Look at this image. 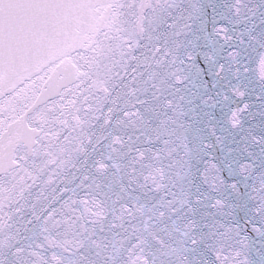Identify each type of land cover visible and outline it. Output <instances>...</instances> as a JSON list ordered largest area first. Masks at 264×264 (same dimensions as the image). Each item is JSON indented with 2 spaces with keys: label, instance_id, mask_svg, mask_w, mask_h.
<instances>
[{
  "label": "snow or ice",
  "instance_id": "1",
  "mask_svg": "<svg viewBox=\"0 0 264 264\" xmlns=\"http://www.w3.org/2000/svg\"><path fill=\"white\" fill-rule=\"evenodd\" d=\"M5 7L0 0V53L13 41L41 49L55 43L71 4L18 0L15 20ZM165 11L151 62L139 66L142 108L134 106V119L114 122L111 165H94L123 175L101 184L85 173L77 187L106 188L105 197L118 188L110 227L138 214L151 230L145 243L150 237L161 246L154 264H264V0H166ZM58 195L76 203L75 187ZM105 207L95 199L90 211L100 219L93 223L102 225ZM96 255L102 260L93 264H135Z\"/></svg>",
  "mask_w": 264,
  "mask_h": 264
},
{
  "label": "water",
  "instance_id": "2",
  "mask_svg": "<svg viewBox=\"0 0 264 264\" xmlns=\"http://www.w3.org/2000/svg\"><path fill=\"white\" fill-rule=\"evenodd\" d=\"M69 2L55 43L41 49L13 41L0 53V264H93L102 260L97 251L154 264L161 246L150 237L145 243L151 230L143 229L138 214L110 227V210L120 207L114 203L118 188L105 197L106 188L77 185L85 173L101 184L123 175L94 165H111L106 157L108 135L118 130L114 122L134 119V106L142 108L139 66L151 62L156 37L166 30V0ZM4 3L6 17L15 20L18 0ZM65 186L76 188V203L59 197ZM85 196L88 204L80 202ZM95 199L105 201L102 225L93 223L100 219L90 211ZM164 241L168 249L171 240Z\"/></svg>",
  "mask_w": 264,
  "mask_h": 264
}]
</instances>
